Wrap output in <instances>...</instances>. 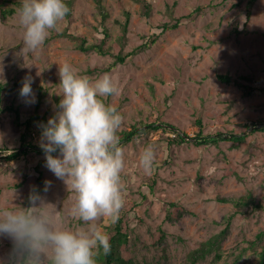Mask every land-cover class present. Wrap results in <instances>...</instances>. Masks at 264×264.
Returning <instances> with one entry per match:
<instances>
[{
  "label": "rangeland",
  "instance_id": "obj_1",
  "mask_svg": "<svg viewBox=\"0 0 264 264\" xmlns=\"http://www.w3.org/2000/svg\"><path fill=\"white\" fill-rule=\"evenodd\" d=\"M148 1L151 15L143 13L137 0H102L109 42L118 37L126 11L130 23L125 52L159 32L160 23L192 16L107 70L114 56L78 46L79 35L86 37V45L103 35L98 31L103 16L95 0H74L71 15L59 20L43 44L24 58L17 17L21 0H0L3 7L15 8L11 14L0 9V80L8 83V99L19 106L22 119L39 102L29 139L40 146L43 117L47 121L53 116L62 98L59 65L67 61L92 79L110 73L118 91L104 100L121 113L120 130L150 121L166 123L169 129L149 130L121 142L124 204L115 221L104 216L98 226L110 237L122 220L128 240L118 249L140 263L189 264L197 251L194 264H263L262 246L255 248L253 241L264 231V0ZM219 73L229 74L232 81H222ZM26 75L32 78L35 103H25L20 96ZM16 115L13 109L0 112V207L26 206L30 191L40 186L32 164L43 155L30 151L24 159L6 160L11 150L3 148L17 146L24 131L15 123ZM174 131L187 134V140L169 141ZM233 133L246 138L233 140ZM205 135L221 139L202 141ZM149 144L155 158L146 171L140 156ZM41 168L51 185L40 193L56 206L64 226H75L80 221L72 215L76 195L70 184L57 178L45 161ZM249 194L263 207L239 208L235 201ZM178 207L185 212L176 218ZM228 225L226 236L216 241ZM10 243L0 238V256L8 253Z\"/></svg>",
  "mask_w": 264,
  "mask_h": 264
},
{
  "label": "clouds",
  "instance_id": "obj_2",
  "mask_svg": "<svg viewBox=\"0 0 264 264\" xmlns=\"http://www.w3.org/2000/svg\"><path fill=\"white\" fill-rule=\"evenodd\" d=\"M68 12L66 0H21L17 9L21 56L38 49ZM59 76V110L41 126L40 147L45 166L74 191L72 215L80 222L64 226L56 206L31 190L28 206L0 207V238L12 242L0 264H97L100 251L111 250L110 237L97 221L104 216L115 221L124 204L125 157L117 134L123 117L104 100L118 87L110 73L92 79L67 61L59 65ZM31 85L32 78L26 75L20 88L25 103H35ZM154 158L153 145L145 146L140 162L146 171ZM50 185L46 180L45 193Z\"/></svg>",
  "mask_w": 264,
  "mask_h": 264
},
{
  "label": "trees",
  "instance_id": "obj_3",
  "mask_svg": "<svg viewBox=\"0 0 264 264\" xmlns=\"http://www.w3.org/2000/svg\"><path fill=\"white\" fill-rule=\"evenodd\" d=\"M137 1L141 3V6L143 8V13L145 15H151L153 7L150 4V2L148 0H137ZM101 2L102 0H95V3L97 7L99 8V10L101 11V14L103 16L102 21L100 22V25H98V31L100 33H103V35L100 36L101 38L99 39L97 38L98 39L97 41H94L93 43L88 44V45H86L85 43L86 37L79 35L78 39H80L81 41L78 46L83 51L96 50L103 55L110 54L114 56L113 62L110 65H108V67H105V69L107 70L112 69L118 63H125L129 57L141 52L142 50L146 48H149L152 44L156 42L159 34L164 32L165 29L177 27L185 19L191 18L192 16V13H189L188 15L176 17L172 19L170 22L164 21L160 23L158 26L159 32L155 31L151 33L149 36L145 38L143 43L139 44L131 51L125 52L124 47H125L127 36H128L129 23H130V12L126 11L125 21L123 22L119 21L121 30H120L118 37L112 42H109L108 39L110 37V30H109V27L105 24L107 12L104 11V8ZM66 3L68 4V7H69V12L66 15L70 16L71 11H72V4L74 3V0H66ZM0 9L3 14H11L15 12V8L7 9L3 7V3H0ZM85 21L89 23L88 20H85ZM218 78L224 82L232 81V77L229 74H225V73H219ZM237 84H239L240 86H243L241 82H238ZM7 86H8V83H3L0 80V112H6L8 109H13L17 114L15 123L19 127H23L24 131L20 135L19 144L17 146L8 144L6 145L5 148H3L6 150H11V153L6 155V160L11 161V159H17V160L24 159L25 157H27V154L30 151H33V153L38 154V155H43L44 156L43 158L35 161L32 164V171L37 175V182L38 184H40V186H35L33 189H35L36 191L42 192L45 187V179H44L43 169L41 168V164L45 161V154L40 146H38L34 141H32V139H29V136H31L35 130V118L39 117V114L36 111V108L39 106L38 105L39 102L35 106V109L26 112L24 118L22 119L20 115L21 112L19 110V106L17 107L14 104V101L12 99L10 98L8 99L9 96H7V93H8ZM43 119H44V123H46L47 122L46 118L43 117ZM157 122L158 121H150V122L142 123L139 125H133L131 129H121V130L118 129L117 134L120 137V144L121 142L129 141L135 138L136 136L141 135L142 133L149 132V130H155L159 128L163 130L169 129L167 128L168 125L166 123H157ZM197 123H198V126L200 127V130L198 132V137H201L203 135L202 120L198 118ZM260 129L264 131V125ZM174 133H175L174 137H167L169 141L183 143L187 140L186 139L187 134L181 133L179 131L177 132L174 131ZM203 137L204 138L202 141H209L213 143H217L219 139H221V137L216 138L214 137V135H205ZM245 138H246V134H240V135L236 133L232 134L233 140L243 141ZM27 176H28L27 174L23 176L22 179L19 181V183H17V185L19 186L23 184ZM28 196L26 198L27 200L26 206H28L29 204ZM235 203L238 205L239 208H244L245 206H248V205H252L253 208L263 207L261 203H257L255 201L254 197H252L251 194H249L245 198L240 199L239 201H235ZM184 212H185L184 208L178 207V209L174 212L175 217L179 218L180 216L184 214ZM121 221L122 220H119V222L116 223V225H114V228H113L114 231L110 236V244H111L110 252L108 254L101 253L99 257L97 258V264H146V263H140L136 261L134 258L126 257L122 253H120L118 246L125 244L126 241L128 240V234L123 231V227L120 224ZM228 231H229V225L225 229L222 230V232L219 234V238H216V241L220 242L224 238V236H226ZM263 236H264V231L258 233V237L255 241H253V244H255V248L257 247L256 244L259 246L260 245L262 246L261 262L264 264V244L261 243ZM9 246L12 247V243H10ZM196 253L197 251L194 252V254ZM194 254H193L192 261L189 264L195 263L196 257Z\"/></svg>",
  "mask_w": 264,
  "mask_h": 264
},
{
  "label": "water",
  "instance_id": "obj_4",
  "mask_svg": "<svg viewBox=\"0 0 264 264\" xmlns=\"http://www.w3.org/2000/svg\"><path fill=\"white\" fill-rule=\"evenodd\" d=\"M182 133V132H181Z\"/></svg>",
  "mask_w": 264,
  "mask_h": 264
}]
</instances>
